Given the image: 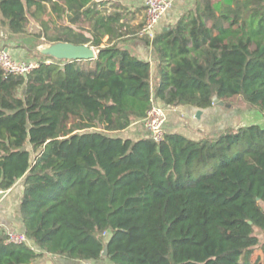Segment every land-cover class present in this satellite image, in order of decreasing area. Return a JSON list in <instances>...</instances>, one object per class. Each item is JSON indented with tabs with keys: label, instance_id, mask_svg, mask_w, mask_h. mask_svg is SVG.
Wrapping results in <instances>:
<instances>
[{
	"label": "trees",
	"instance_id": "1",
	"mask_svg": "<svg viewBox=\"0 0 264 264\" xmlns=\"http://www.w3.org/2000/svg\"><path fill=\"white\" fill-rule=\"evenodd\" d=\"M94 0H0V25L42 44L89 45V60L0 67V189L20 179L29 243L0 233V264L48 253L112 264H264V129L195 140L121 133L168 107L237 99L264 114V0H196L154 39L152 63L122 47L120 14ZM122 25V24H121ZM109 42L103 45L105 36ZM48 60H51L48 62ZM108 254L104 255L105 248ZM261 251V253H260Z\"/></svg>",
	"mask_w": 264,
	"mask_h": 264
},
{
	"label": "crops",
	"instance_id": "2",
	"mask_svg": "<svg viewBox=\"0 0 264 264\" xmlns=\"http://www.w3.org/2000/svg\"><path fill=\"white\" fill-rule=\"evenodd\" d=\"M99 3L98 8L105 14H120L119 33L113 41H117L122 47L129 49L137 57L152 63L153 75L157 68V57L151 45L147 43L145 37L138 35V31L144 23L146 10L142 0H94ZM196 0H175L170 11L157 25L156 33L174 25L180 17L189 9L194 7ZM122 24V25H121ZM148 38V37H147ZM150 39V38H149ZM109 42V36L103 39V45ZM6 47V46H5ZM1 49V48H0ZM95 49L97 55V49ZM14 53H16L14 51ZM15 55V54H14ZM14 57V56H13ZM15 57H17L15 55ZM14 57V58H15ZM18 60V59H17ZM160 105L162 102L155 100ZM165 106V105H163ZM166 108L165 129L169 132L182 133L185 136L199 140L206 135H214L220 130L238 123V114L232 112L227 106L214 105L207 109L180 105ZM201 110V113L198 111ZM233 118H235L233 120ZM125 133L126 135H122ZM121 135L125 138L138 139L148 135V131L140 120L135 121ZM23 196V181L20 179L11 189L3 190L0 193V224L4 232L18 231L24 232L25 228L21 219L20 204ZM48 253H42L33 264H46L52 261ZM55 257V256H54ZM59 264H112L108 259L102 258L96 262H86L80 260H70L61 257Z\"/></svg>",
	"mask_w": 264,
	"mask_h": 264
},
{
	"label": "built area",
	"instance_id": "3",
	"mask_svg": "<svg viewBox=\"0 0 264 264\" xmlns=\"http://www.w3.org/2000/svg\"><path fill=\"white\" fill-rule=\"evenodd\" d=\"M145 6L146 17L143 25L138 31V35L141 37H148L154 39L156 35V27L163 20L165 15L172 8L175 0H142ZM38 61L34 60H17L10 53L9 49L0 50V67L6 74L13 75H27L36 66ZM166 108L160 105L155 100L153 101L151 109L148 111L147 116L141 119L143 126L148 131V135L152 137L156 142H161L165 136V120H166ZM3 190L0 189V193ZM3 231L0 224V233ZM8 242L21 244L29 243V239L25 232L9 231ZM89 264V263H87Z\"/></svg>",
	"mask_w": 264,
	"mask_h": 264
},
{
	"label": "rangeland",
	"instance_id": "4",
	"mask_svg": "<svg viewBox=\"0 0 264 264\" xmlns=\"http://www.w3.org/2000/svg\"><path fill=\"white\" fill-rule=\"evenodd\" d=\"M35 25L33 23L29 24L27 27V32L23 34H14L12 33L7 27H3L0 25V48L1 49H9L10 53L15 57V59L18 60H34V61H40L43 60V55H51V53L46 52L48 49H50L49 44H42L38 41L37 38H34L30 33H33L35 31ZM6 46V47H5ZM0 49V50H1ZM14 51L16 53H14ZM15 54V55H14ZM52 56V55H51ZM55 57V56H53ZM51 60H48L50 62ZM235 107H232V112L238 114V123H234L236 127H240L242 120H241V111L244 109H248L251 106H247L242 100L237 99ZM229 108V107H228ZM235 118H233L234 120ZM235 121V120H234ZM122 135H126L125 133H122ZM264 208V203L262 204ZM256 233L260 236L261 241H264V231H261L258 229ZM261 253V251H260ZM51 258L52 261L47 262L46 264H59L61 261L59 258H56V256H48ZM58 257V256H57Z\"/></svg>",
	"mask_w": 264,
	"mask_h": 264
},
{
	"label": "water",
	"instance_id": "5",
	"mask_svg": "<svg viewBox=\"0 0 264 264\" xmlns=\"http://www.w3.org/2000/svg\"><path fill=\"white\" fill-rule=\"evenodd\" d=\"M50 49L46 52L51 53L52 56L58 59H77V60H89L96 56L94 47L89 45H75L68 42H60L50 45ZM213 103L216 105L231 107L230 104H226L219 99L217 95L213 97ZM201 113V110L198 111ZM242 123L240 126L250 127L259 126L264 129V114L256 107H249L241 111ZM108 254L107 247L105 248L104 255Z\"/></svg>",
	"mask_w": 264,
	"mask_h": 264
}]
</instances>
